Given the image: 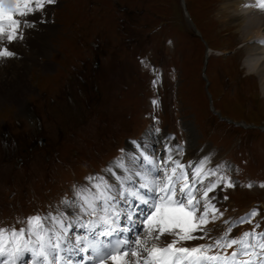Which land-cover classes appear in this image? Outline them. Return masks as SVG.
Listing matches in <instances>:
<instances>
[{
    "label": "rangeland",
    "instance_id": "1",
    "mask_svg": "<svg viewBox=\"0 0 264 264\" xmlns=\"http://www.w3.org/2000/svg\"><path fill=\"white\" fill-rule=\"evenodd\" d=\"M116 1L107 0L102 6L103 13L96 9L94 17L88 19L91 22L89 25L79 26L81 22L77 21V27L75 24L66 27L60 24L57 16V28L55 24L50 27L46 26L50 33L43 30L44 37L39 36L41 31L26 29L35 38H33L36 41L34 47L39 46L36 47L38 54L34 53L31 60L29 56H24L25 59H13L18 66L22 64V61L28 64L27 70L22 73L30 85V90L19 95L24 102L0 103V211L8 209L7 202L11 200L10 193L13 194L12 191L18 186L26 187L27 196L32 193L33 189L43 191L48 195L51 190L60 186H54V182H51V172L79 167L86 160L81 155H84L88 148H96L100 153L112 150L111 141L106 139L104 145L102 140L106 138L105 128L110 123L113 128L108 129V132H115L117 125L128 123L130 118L137 113L140 101L137 90L147 81V78L141 75V69L137 73L138 55L150 54V51H155L156 55L158 48L164 49L165 47L167 50L168 55L164 62L168 68L174 62L180 67L181 62L182 68L180 69L181 72L183 69L182 75L185 74L181 77V81L179 79L178 84V99L182 109L172 111L166 123L167 121L172 123V120L180 124L184 122L186 129L192 130L198 140L202 138L197 131L198 128L212 121H218L213 125L214 131L228 139V143L232 145L238 143V138H240L238 134H242L246 139L250 137L264 139L262 132L250 129V131L243 132L244 130L240 127L230 122L226 123L210 113L200 75L203 43L191 34V28L194 26L189 19L182 20L183 28L168 20L171 17V11L175 14L174 3L177 0H122L123 3L130 4L125 11L121 8L116 9ZM223 3L217 4L215 8L217 12L211 8L207 0H193L191 6L194 17L210 44L220 47L225 52L220 56L213 55L215 61L209 70L213 81L211 87L213 97L225 115L238 120L264 123V94L260 77L254 73L248 74L249 72L244 68L243 60L247 53L240 51V45H236L240 41V35L235 24L225 26L221 18L220 7ZM215 20H217V25L213 23ZM150 25L159 26L149 32ZM36 37H41L44 42L37 40ZM31 40L26 43L30 44ZM95 42H99L97 48ZM20 45L21 43L16 47H21ZM106 47L108 50L105 49ZM28 48L27 54L33 56L31 51L28 52ZM18 52L22 53L21 50ZM236 52L239 54L243 52V56L238 57ZM94 57L100 60L99 66L95 69ZM43 66L48 70H45ZM80 69L84 70L83 75L87 79L84 87L92 84L100 89L99 93L89 89L90 99L83 85L80 84L81 81L77 78ZM70 70L71 74L64 79L65 74L67 76ZM9 79L14 81V77ZM173 79L174 77L172 81ZM62 81L64 84L60 89ZM13 86H16L15 83ZM108 86L114 91H109ZM45 91L50 97L44 94ZM43 94L49 97L48 101L55 99L56 96L58 102L52 104V107L45 108L44 102L46 101H43ZM30 100L34 103H36L35 100L43 101V104L40 103V107L38 106L40 112L53 111L55 119L52 122L46 123L49 113L46 116L41 114V125L45 129H51V125L55 123H63L66 120L69 122L71 113L68 111L67 114L64 111L66 106L72 110L79 106L76 108L77 111H87L93 121L97 122L92 127L77 128L69 135L66 134L59 143L58 140L56 141V145L41 144L40 152L35 148L32 154L26 155L28 152H25L26 148L22 147L20 142L24 144V138L33 140L34 137L28 135H33L32 128L35 125L30 123L27 112L22 107L31 102ZM11 117H14L13 123L4 122ZM141 117L142 115L139 114L140 121ZM82 121L89 124L91 120L83 117ZM7 130L14 131V136H18L17 144L10 150L2 148L3 140L9 139L12 135ZM17 130L21 131L17 134ZM55 135L58 136L56 132ZM75 150L77 151L76 156ZM65 152L72 155L67 156L63 154ZM21 157V161L16 162ZM67 160H69L68 164H66ZM66 179L61 180V184H64ZM69 180L71 182V177Z\"/></svg>",
    "mask_w": 264,
    "mask_h": 264
},
{
    "label": "snow or ice",
    "instance_id": "2",
    "mask_svg": "<svg viewBox=\"0 0 264 264\" xmlns=\"http://www.w3.org/2000/svg\"><path fill=\"white\" fill-rule=\"evenodd\" d=\"M57 3L0 0V60L19 58L26 29L46 23ZM244 7L264 12V0ZM133 143L48 211L0 223V264H264V209L225 216L221 193L243 187L234 165L211 155L184 160L179 143L164 144L161 155Z\"/></svg>",
    "mask_w": 264,
    "mask_h": 264
},
{
    "label": "bare ground",
    "instance_id": "3",
    "mask_svg": "<svg viewBox=\"0 0 264 264\" xmlns=\"http://www.w3.org/2000/svg\"><path fill=\"white\" fill-rule=\"evenodd\" d=\"M238 0H227V2H224L222 7H220V14L221 18L224 20L225 26L231 25L232 23L235 24V27H237V32L240 35V41L239 43H246L244 45V51L248 53L251 57L247 59L248 64L246 65L247 70L249 71L250 74H256L257 76L260 77V82L261 86L263 89V94H264V60L261 61L260 65H256L254 62V56L256 53L255 46L249 43V40L253 38L254 36L261 35L264 31V18L263 17H256L253 14H248L244 15L241 14L238 11ZM237 10L236 12H233V10ZM36 20H39L40 17L35 18ZM237 21V22H234ZM49 24V23H48ZM38 27L41 28L43 25L46 27L45 23H38ZM50 27V25H48ZM27 35L29 34L28 38L26 41H29L33 39L31 32L27 30ZM44 34L41 33L39 36L44 37ZM34 36V34H33ZM46 36V35H45ZM41 37H36L37 40H41L44 42V39H41ZM35 39V38H34ZM31 40L33 42L31 44L26 43L33 56L27 54V47L23 46L24 42H21V47H18L19 50H21L22 54H24L25 57L29 56L30 60L33 59L34 53L37 55V49L35 46V40ZM47 40V39H46ZM39 45V44H38ZM33 49V50H32ZM40 49V48H39ZM43 49V48H41ZM46 49V48H45ZM39 51V50H38ZM45 52V50H44ZM46 53V52H45ZM45 55V54H44ZM25 59V58H24ZM22 64L20 66L16 65L15 61L12 59L8 61L6 64L4 62H0V103L4 102H14V103H19V102H24L23 100L20 99L19 95L20 94H25L26 91L30 90V85L27 80H25V75L23 74L25 70H27L28 64H26L25 61L21 62ZM22 66V67H21ZM45 70H48L46 67L43 66ZM23 72V73H22ZM7 77H5V76ZM14 77V81H10L9 78ZM15 79L17 81L15 82ZM15 83L16 86H13ZM18 83V84H16ZM5 91L6 94H5ZM5 94V95H4ZM19 105V104H18ZM21 106V105H20ZM23 106V105H22ZM24 107V106H23ZM199 151V150H198ZM198 151H194V148L188 147L187 150H185V154H187V157L193 156L195 153Z\"/></svg>",
    "mask_w": 264,
    "mask_h": 264
}]
</instances>
